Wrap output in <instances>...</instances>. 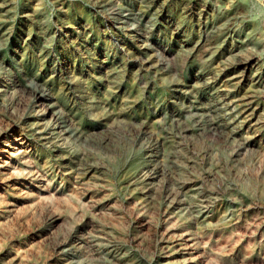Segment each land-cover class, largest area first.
I'll use <instances>...</instances> for the list:
<instances>
[{
    "label": "rangeland",
    "instance_id": "obj_1",
    "mask_svg": "<svg viewBox=\"0 0 264 264\" xmlns=\"http://www.w3.org/2000/svg\"><path fill=\"white\" fill-rule=\"evenodd\" d=\"M263 22L264 0H0V149L31 142L0 264H264Z\"/></svg>",
    "mask_w": 264,
    "mask_h": 264
},
{
    "label": "bare ground",
    "instance_id": "obj_2",
    "mask_svg": "<svg viewBox=\"0 0 264 264\" xmlns=\"http://www.w3.org/2000/svg\"><path fill=\"white\" fill-rule=\"evenodd\" d=\"M262 19V18H261ZM263 20V19H262ZM261 22V21H260ZM263 28H264V22H263ZM255 63V59L254 58H248L246 60H244L243 62H240V66L242 67V71L244 74L251 76V72H252V68L254 66ZM254 78V77H253ZM19 89V88H18ZM27 89V88H26ZM21 91V90H20ZM32 94V91H30ZM22 93V92H21ZM29 93V92H28ZM27 94V93H26ZM34 98H36L38 101L43 102V106H41V110L37 111V118H38V124L40 123V125L44 124L47 119L45 120V114H48L50 116V119H52V121H58L59 119V113L55 110L54 106L48 104L47 102V94L45 92H33ZM30 96V94H29ZM31 97V96H30ZM26 98V97H25ZM24 99V97H23ZM28 100V99H27ZM37 101V102H38ZM27 103V102H26ZM17 104V103H16ZM39 105V104H38ZM25 106V105H24ZM23 109V108H22ZM21 109V110H22ZM24 111V110H23ZM15 118V117H14ZM42 121V122H40ZM28 122V121H27ZM30 122V121H29ZM26 123V122H25ZM55 124V123H54ZM43 126V125H42ZM62 127V126H60ZM41 127H37L36 130L32 131L33 134L35 135V137L38 140H45L47 137L44 135L43 131L40 129ZM63 129V128H62ZM60 130V129H59ZM62 131L66 132V128L63 129ZM14 133V137L15 139L17 138L18 142L20 141V145L21 147H24V150L28 149L31 146V142L28 141L27 136H25L22 132H16L13 131ZM8 139H3V143H7ZM2 143V142H1ZM47 144V143H46ZM9 145V144H8ZM36 145V144H35ZM16 145H12V149L7 150V152L2 151V149H0V179H2L0 182L2 183V185H4L5 187H18L19 189L24 188V183H20L21 181L19 179H15V181H10V179L8 177H5V173L7 172L6 168L8 166V164H11L12 162V157H18L20 154L18 151H21V147L20 148H16ZM3 147V145L1 146V148ZM61 147V146H60ZM35 151L39 152L40 149L39 148H35ZM44 151V150H43ZM15 159V158H14ZM25 166V165H24ZM32 185V182L30 183ZM28 186V185H27ZM49 186V184H48Z\"/></svg>",
    "mask_w": 264,
    "mask_h": 264
}]
</instances>
